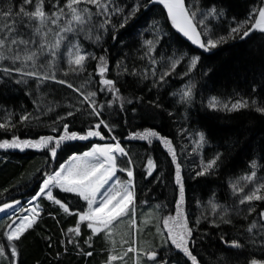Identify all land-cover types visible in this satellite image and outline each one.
Returning <instances> with one entry per match:
<instances>
[{
	"label": "trees",
	"instance_id": "16d2710c",
	"mask_svg": "<svg viewBox=\"0 0 264 264\" xmlns=\"http://www.w3.org/2000/svg\"><path fill=\"white\" fill-rule=\"evenodd\" d=\"M66 2L58 0V7L54 8L57 0H45L44 9L51 15ZM99 2L107 5L108 13H103L101 8L102 14H97L96 5L82 2L78 7L89 8L91 20L65 34L60 55L51 68L36 66L41 73H55V80H40L17 72L9 75L2 71L4 67L21 66L30 71L32 61L13 64L11 59H5L0 62V123L8 125L7 129L0 128V141L11 140L13 136L30 140H38L41 136L58 138L63 134L64 123L69 125L70 131L86 135L100 119L111 126V131L101 128L104 139L90 137L63 142L55 157L50 148L0 149V205L9 201L22 203L31 198L46 175L69 155L80 153L96 142L117 140L133 161L136 208L158 209L153 217L157 219L158 215L160 242L153 231L155 220L148 224L150 233L144 237L153 239L148 241V246L153 247L150 250L157 251L158 260H167L168 264H191V260L166 239L163 225L164 217L176 215L179 198L175 164L168 147L155 138L151 144L130 138L145 130L156 131L172 142L177 153L185 186L183 207L193 229L189 247L198 264L264 262V216H261L264 200L240 203L243 196L264 184V114L256 111L257 106H264V33L254 30L248 37L241 38L254 18L248 24L244 22L250 14L253 17L257 14L264 0H185L186 7L196 13L197 20L204 19V14L213 8L217 13L223 12V15L206 20L213 38L228 37L231 28L243 25L239 33L210 52L193 44L173 27L167 9L159 0ZM21 6L34 10L35 3L24 5V0H0V13L12 11L9 17L0 15V29H7L16 21L19 31L16 38L28 40L31 37L36 43L29 48L36 51L40 44V37L35 35L36 22L29 24L27 17L17 15ZM136 6L139 9L135 15L120 27ZM65 14H69L67 9ZM109 17L110 22L101 27ZM21 19L25 23H19ZM64 23L60 21V25ZM49 26L54 32L59 31L55 25ZM203 27L198 26V30ZM0 35L7 36L8 32L2 31ZM47 40L53 43L55 36L49 34ZM147 41L153 42L151 48ZM6 44L10 45V40H6ZM70 44L79 45L85 53L97 58L105 57L108 70L104 77L114 82L120 99L100 84L98 59L89 58L83 72L68 71L67 47ZM24 47L19 45L21 57ZM4 54L11 57L14 53L6 49ZM40 55L43 57L37 58L36 64L45 58L49 62L52 60L50 55ZM181 56L183 59L173 70L174 59ZM195 57L199 58L198 63L189 71ZM165 72L170 75L162 81L160 77ZM59 80L67 83H58ZM188 85L192 86V97L185 101L181 93ZM89 92L97 93L94 99L101 116L91 114L92 108L85 100ZM213 97L229 107L237 100L246 99L249 107L238 111H226L222 107L212 109L208 105ZM253 100L257 101L256 105L252 104ZM68 112L73 115L67 116ZM24 115L30 117L27 122L20 120ZM200 133L204 134L205 142L197 148L195 141L199 140ZM54 146L53 142L50 147ZM217 155L220 158L214 169L209 174L197 176L202 162L207 163ZM148 158L156 164L151 176H147ZM253 161L259 166L255 169L257 175L247 181L243 177L253 173ZM233 184L243 191H234ZM53 191L62 202L73 205L72 214L64 213L46 196L36 201L40 214L33 228L15 242L16 264H109L112 246L101 234L92 237L86 222L81 225L79 236L69 232L78 222L75 212L84 208V201L75 194H65L59 189ZM258 194L264 196V188ZM213 203L218 206L215 210ZM10 221L9 213L0 215V245L8 243L4 232ZM253 224L256 227L249 231ZM69 240L73 242L68 243ZM232 241H239L243 247L228 246ZM10 251L6 249L7 254L0 257V264H10ZM89 252L92 255H87ZM131 258L127 264H132ZM142 263L153 264L148 259H143Z\"/></svg>",
	"mask_w": 264,
	"mask_h": 264
},
{
	"label": "snow or ice",
	"instance_id": "6c2138e0",
	"mask_svg": "<svg viewBox=\"0 0 264 264\" xmlns=\"http://www.w3.org/2000/svg\"><path fill=\"white\" fill-rule=\"evenodd\" d=\"M82 2L85 4L96 5L97 14H102L100 11L101 8H103V13H108L109 11L107 5H101L99 0H67L66 4L59 8V11H53L51 15H49L44 9L45 0H24V5H32L35 3V8L34 10H30L21 6L17 15L27 17L29 24L31 22H36L35 35L40 37L39 47L36 51H32L29 48L30 44L36 43L31 37L28 40L17 39L16 37L19 36V31L16 27L17 22L13 21V24L7 29H0V32L5 30L8 32L7 36L0 35V62L5 59H11L13 64H15L16 61L21 60H23L24 63L32 61V70L25 71L24 67L21 66L16 68L4 67L2 71L9 75L12 72H17L21 75L36 77L40 80H55V73L49 75L47 72L41 73L36 70V60L42 53L50 55L52 57L50 66H52L55 63L57 56L60 55V48L65 39V34L75 31L78 26L84 25L91 20L92 13L89 8L78 7V5ZM159 3L163 4L164 8L167 9V15L173 27L205 52H210L212 49L217 48L221 43L226 42L228 38L239 33L243 27V25H238L231 28L228 37L220 36L218 38H213L210 30L206 26V20L214 15H223L222 11L217 13L215 8H213L210 12L204 14V19L197 20L196 13L191 12L190 9L186 7L185 0H159ZM53 7H58V0ZM65 9H67L70 14V19L68 18V15L65 14ZM138 9L139 6L134 7L132 11L125 16L124 23H122L120 27H124L128 19L132 18ZM256 12L257 14L254 17L250 14L248 20L244 22V24H248L249 21L254 18V23H251L250 27L243 32V36L241 37L242 39L248 37L254 30L264 33V6L259 7ZM0 15L9 17L12 15V11L9 9L7 12L0 13ZM61 20H64L65 22L62 27L60 26ZM109 22L110 17L104 20L101 27H105ZM19 23L23 24L25 21L21 19ZM49 24L59 27V31L54 32L53 28L50 27ZM201 25L204 26L203 29L198 30V26ZM49 34H53L55 36V41L53 43H49L47 40ZM99 39L100 37L97 36L96 40ZM6 40H10V45L6 44ZM146 43L151 48L153 42L147 41ZM19 45L25 46L23 57L20 55ZM6 49L14 54L11 57H6L4 54ZM67 53L68 71L72 72H83L85 70L86 61L89 58L98 59L99 63L97 67L98 74L101 77L100 84L106 86L107 91L110 92L116 99H120L119 90L115 88L114 82L111 79H106L104 77L105 72L108 70L105 57L101 56L97 58L90 53H85L77 44H70L67 47ZM182 59V56L174 59L171 66L173 70ZM198 59V57H195L191 60L189 71L196 66ZM153 63H155L154 60ZM65 74L67 75V72H65ZM168 75H170V73L165 72L161 75L160 79L163 81ZM57 82L62 84L67 83L64 80H59ZM68 87L72 88L73 86L68 84ZM191 88L192 86L188 85L186 86V90H183L181 93V96L185 101L191 100ZM74 90L79 91L78 89ZM96 95V92H89L88 95L85 96V100L89 102V106L92 108L91 114L101 116L102 113L97 109V103L94 99ZM108 103L109 106H111L112 102L109 101ZM252 104L256 105L257 101L253 100ZM208 107L212 109H219L222 107L223 110L226 111H238L242 108L249 107V101L246 99H240L235 103H232L229 107V104H222L215 97H213L210 100ZM256 111L264 114V106H257ZM71 115H73L72 112L67 113V116ZM29 119L30 117L27 115L20 117L21 122H27ZM59 119H66V117H60ZM102 127L108 128L109 131H111V126L103 119H100L99 122L94 125V128H90L87 131L86 135H78L76 131H70L69 125L64 123L63 134L59 135L58 138H54L52 136H41L38 140H30L19 139L13 136L11 140L5 139L0 141V149H20L23 151L24 149L29 148H50L51 155L55 157L57 155V148L63 142L87 140L90 137H99L104 139L101 132ZM0 128L7 129L8 125L0 123ZM53 130L55 131V129ZM130 138L148 141L149 144H151L153 138H155L168 147V152L171 155L172 162L175 164V183L179 187V198L176 200V215H170L163 218L164 229L167 232L166 239L171 242V245H173L175 249L183 252L184 255L191 260V264H198L197 257L193 255L189 247L193 235V229L189 226V220L185 216L183 207L185 201L184 180L181 174V166L177 162V153L172 146V142L169 139L160 136L158 132L150 130L135 133ZM113 139H115V137H113ZM53 142L55 143V146L50 147L53 145ZM204 142V134L200 133L199 140L195 141L196 147H201ZM125 157L128 158L127 164L120 167L119 165L123 163L122 158ZM219 158V155H217L207 163L202 162L201 169L196 173V175L203 176L209 174L216 166ZM251 166L254 169L253 173L249 176L243 177V179L247 181H252L257 175L255 169L259 166L255 161L252 162ZM155 168L156 164L154 161L151 158H148L147 176H151ZM118 172H125L127 180H119L117 178ZM232 187L234 191H243L242 188L237 189L235 184H233ZM261 188H264V184H260L250 194L243 196L240 203L244 204L245 202H251L253 200H264V196L258 194ZM54 189H59L60 192L65 194H75L79 200L86 202V208H81L75 212L78 217L76 226L69 229V232L75 233L76 236L81 234V225L85 222L87 228L92 233V237L105 233L110 234L115 223L124 217H128L129 215L132 217V226L134 228L136 226L135 209L137 200L134 187V166L129 152L121 146L119 141L114 144L105 143L103 145H95L91 151L85 152L83 155L72 156L68 163L61 164L58 170H54L53 173L48 174L46 178L42 180L39 190L28 201L29 205H34L30 208V214L29 210L24 209L23 206H20L18 211H14L12 213V216H15V219L7 225V229L4 232L8 243L6 245H0V257L6 256V249L10 248V256L8 257L10 264H16L15 258L17 257V244L15 242L19 241L21 237L28 230L32 229L37 222L40 214V205L36 203V201H38L41 197L46 196L49 201L59 205L60 209H62L64 213L72 214L70 209L73 208V205H69L67 202H62L60 198L54 195ZM145 203L147 202L145 201ZM18 205V201L13 204L5 203L2 207H0V212H7L8 209H16ZM212 207L213 210H215L218 206L213 203ZM261 216H264V212L261 213ZM197 223H199V220ZM255 227L256 225L253 224L252 227L249 228V231H252ZM89 239L91 240V237ZM72 242L73 241L71 240L68 241V243ZM228 246L234 248L243 247L239 241H232ZM134 251H136V249L129 247L124 255H127L128 252ZM87 255L90 256L92 253L89 252ZM144 255H146L147 259L152 261L153 264H168L167 260H158V252L155 250H149L145 252ZM117 259H123V257L110 255L109 264L111 261H115ZM137 264H139V260L137 261ZM251 264H264V262L252 260Z\"/></svg>",
	"mask_w": 264,
	"mask_h": 264
},
{
	"label": "rangeland",
	"instance_id": "374dc122",
	"mask_svg": "<svg viewBox=\"0 0 264 264\" xmlns=\"http://www.w3.org/2000/svg\"><path fill=\"white\" fill-rule=\"evenodd\" d=\"M68 16H70V14H67ZM71 18V17H70ZM69 18V19H70ZM254 23V22H253ZM61 27L64 25H60ZM55 29H59V27L55 26ZM36 40L39 38L35 37ZM43 57V55H39V57ZM29 63V62H28ZM27 63V65H28ZM36 66H40V67H46L49 66L50 68L52 66H50V62L48 61V59H42L41 63L36 64ZM47 80H51V79H47ZM117 140H108L107 142H96L93 143L89 148L85 149L84 151L80 152V153H73L71 155H69L61 164H66L70 161L71 157L74 155H83L85 152L91 151V149L93 148V146L95 145H103L105 143H116ZM127 160L128 158H122L123 163H121L119 166L123 167L127 164ZM60 164V165H61ZM60 165L55 169L58 170ZM54 172V170H53ZM51 172V173H53ZM49 173V174H51ZM47 176V175H46ZM46 178V177H45ZM117 178L121 181H126L127 180V176L125 172H118L117 173ZM31 198H28L27 200H24V202L20 203L19 201V205L17 206L16 209H8L7 212H0L1 214H5V213H9L11 216V221L15 219V216H12V213L14 211H18L20 206H23L24 209H28L29 210V214H30V208L31 206L34 205H29L28 201ZM14 202L17 201H9L6 202L8 204H13ZM5 204V203H4ZM4 204L0 205V207H2ZM85 206L84 208L87 207L86 202H84ZM143 206H140L138 209H135V218H136V226L135 228L132 226V217L131 215H129L128 217H124L122 218L120 221L116 222L114 227L111 229L110 234H101L102 237L106 240L109 241V243L111 244V254L110 255H115L117 257H123V259H117L115 261H117V264H127V260L129 258H131V262L132 264H137V261L139 260V263H142L143 259H147V256L144 255L145 252L149 251L150 248L152 249L153 247H149L148 245L150 244L149 242H152V238L150 237H146L144 239L145 236H147L150 232V229H148V224L151 225V222L153 220L154 221V233L157 235V242H160V236H159V225H158V215L156 214V218L155 214L157 212V208H146L145 211L142 208ZM145 212V213H144ZM154 212V213H153ZM154 216V217H153ZM14 217V218H13ZM153 217V218H152ZM150 222V223H149ZM156 222V223H155ZM7 229V228H6ZM147 233V234H145ZM153 233V232H151ZM135 241V242H133ZM149 241V242H148ZM148 246V247H147ZM132 247L134 249H136V251L134 252H128L127 255H124V253L126 252V250ZM140 247V248H138ZM115 261H111L110 264H115ZM160 261V260H159ZM144 264V263H142Z\"/></svg>",
	"mask_w": 264,
	"mask_h": 264
}]
</instances>
